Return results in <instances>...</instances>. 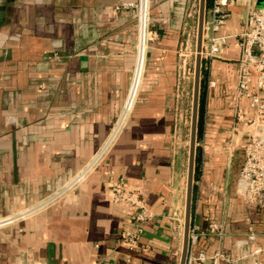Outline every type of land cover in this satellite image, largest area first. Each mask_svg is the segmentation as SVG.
<instances>
[{"label":"crops","instance_id":"1","mask_svg":"<svg viewBox=\"0 0 264 264\" xmlns=\"http://www.w3.org/2000/svg\"><path fill=\"white\" fill-rule=\"evenodd\" d=\"M199 1L150 0L143 71L125 121L76 187L0 228V264L181 263L191 79L184 45ZM257 2L230 0L220 32L231 36L228 46L202 78L198 238L189 256L205 258L194 264H264V206L237 188L259 117L238 95L235 36ZM140 39L139 0H0V217L36 206L104 148L131 93ZM111 172L152 213L134 250L122 238L134 208L113 201Z\"/></svg>","mask_w":264,"mask_h":264},{"label":"built area","instance_id":"2","mask_svg":"<svg viewBox=\"0 0 264 264\" xmlns=\"http://www.w3.org/2000/svg\"><path fill=\"white\" fill-rule=\"evenodd\" d=\"M145 4V6H144ZM230 0H211V5L207 10L205 22V40L203 55L205 59L212 60L221 56L228 46L230 35L221 34V29L228 23L230 18L229 10ZM149 9L150 0H139L140 27L142 30L143 12L147 22L145 25L146 49L148 43L149 29ZM236 44L240 48L238 64V95L239 97L248 98L251 107L255 110L258 117L264 114V5L258 8L257 5H249L243 19V29L236 36ZM139 56V49H138ZM255 81V85L253 83ZM138 90V89H137ZM137 93V92H136ZM136 96V95H135ZM129 100V99H128ZM135 100V98H134ZM134 103V101H133ZM133 103L128 108V101L124 112L121 114L114 132L107 144L99 154L80 172L75 174L59 190L54 192L42 202L31 208L23 209L12 214L0 217V228L14 224L32 213L49 205L54 200L62 197L70 189L76 187L84 178L97 166L113 142L117 132L121 128ZM243 116V110L238 109V117ZM112 184V199L115 203H126L134 208L132 215L133 227L122 234L123 241L128 245L130 250H134L141 239L146 222L151 218L152 213L143 200L141 193L133 186H128L124 178H116L114 172L110 173ZM238 192L246 200L258 203L264 206V139L252 138L246 149V161L238 181ZM253 194L260 198L255 201ZM250 231L249 239L254 240L256 234L253 228ZM198 230L196 227L191 229V244L196 242ZM205 255L201 253L197 258L189 256L187 264L201 263ZM227 264H231L228 259ZM256 264H261L258 261Z\"/></svg>","mask_w":264,"mask_h":264},{"label":"water","instance_id":"3","mask_svg":"<svg viewBox=\"0 0 264 264\" xmlns=\"http://www.w3.org/2000/svg\"><path fill=\"white\" fill-rule=\"evenodd\" d=\"M264 0H258L257 7L261 8ZM208 10V0H200L199 17H198V36H197V54L194 74V90H193V106L191 118L190 133V151H189V168L187 180V197L185 210L184 240L182 258L180 264H187L191 246V229L193 216L194 190L196 186V168L197 153L199 146V122H200V105H201V89L203 78V48L205 40V22Z\"/></svg>","mask_w":264,"mask_h":264},{"label":"rangeland","instance_id":"4","mask_svg":"<svg viewBox=\"0 0 264 264\" xmlns=\"http://www.w3.org/2000/svg\"><path fill=\"white\" fill-rule=\"evenodd\" d=\"M199 3L198 2V9H199ZM209 8V7H208ZM197 17H199V14L196 15V27L194 28V31L191 32L190 35H187L188 38H191L190 40V45L185 42V52H187L188 54H190V65H189V73L191 75V79H190V92H189V103H188V112H187V127H186V133H185V137H186V141L189 142L190 140V133H191V118H192V106H193V82H194V74H195V64H196V54H197V36H198V19ZM188 47V49L186 50V48ZM205 60V58H204ZM204 60H203V67H204ZM263 138L264 139V114L261 115L256 124L254 125V129H253V136L252 138ZM246 161V156L244 159V163L241 167L240 173H239V178L241 175V172L244 168V164ZM238 178V181H239ZM238 181H237V188H238ZM256 194H253L252 197L255 201H260V198L258 196H255ZM262 203H264V200L262 201Z\"/></svg>","mask_w":264,"mask_h":264},{"label":"bare ground","instance_id":"5","mask_svg":"<svg viewBox=\"0 0 264 264\" xmlns=\"http://www.w3.org/2000/svg\"><path fill=\"white\" fill-rule=\"evenodd\" d=\"M145 3V0H144ZM145 6V4H144ZM142 30H141V39H140V45H139V56H138V64H137V68H136V74H135V80L131 89V93L129 96V100H128V108L130 107V105L133 103L137 89L139 87V83H140V79H141V75H142V71H143V66H144V61H145V55H146V33H145V25L147 22V18H145V13L143 12V18H142ZM144 31V37L142 39V32ZM140 67V74L139 77L137 79V73H138V69ZM135 88V89H134Z\"/></svg>","mask_w":264,"mask_h":264},{"label":"trees","instance_id":"6","mask_svg":"<svg viewBox=\"0 0 264 264\" xmlns=\"http://www.w3.org/2000/svg\"><path fill=\"white\" fill-rule=\"evenodd\" d=\"M211 5V0H208V7ZM208 59L204 60V67H203V74L206 72V65H207ZM204 96V83L202 81V89H201V105H200V122H199V135L201 134L202 130V100ZM199 172V151L197 153V168H196V176Z\"/></svg>","mask_w":264,"mask_h":264}]
</instances>
